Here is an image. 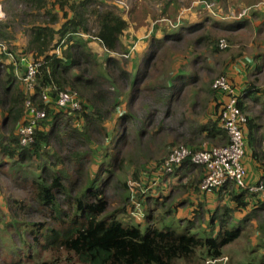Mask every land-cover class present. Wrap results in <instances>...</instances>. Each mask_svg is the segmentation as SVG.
I'll return each instance as SVG.
<instances>
[{
  "label": "trees",
  "instance_id": "16d2710c",
  "mask_svg": "<svg viewBox=\"0 0 264 264\" xmlns=\"http://www.w3.org/2000/svg\"><path fill=\"white\" fill-rule=\"evenodd\" d=\"M1 3L5 6L2 8L6 19L0 22V44L5 48L4 51L0 48V57L6 58L10 63L0 65V156L7 160L0 163V173H8L12 183L20 186L24 195L22 200L8 197L7 205L13 212L12 216L22 220L14 222V225L18 224L23 228L25 238H22L24 235L22 234L20 240L23 250L28 251L36 246L39 248V251L35 250L32 255V258L36 260L34 264H203L208 260H220L226 246L241 238L244 239L242 234L246 218L234 223V215L249 209L252 199L258 203V195L264 194V162L262 160L259 162L260 176L255 184H248L245 176L244 186L236 187L235 191L231 190V183H227L212 192H201V194L227 192L228 201L234 208L226 207L228 218L217 224L206 222L205 227L194 231L195 233H193L194 222L191 219L184 220L187 225L181 230L164 224L163 216H161L162 220H158L159 226L156 227L151 224L132 225L113 217L108 219L105 184L84 178L82 164H79L78 168H67L62 164L63 158L60 156V151L63 146L59 136V123L66 118L65 115L68 121L72 118L78 119L81 127V121L87 124L102 121L100 111L102 108L105 109L108 103V97L104 91L106 81L114 83L115 79L124 82L128 81L130 76L121 69V62L116 58L117 55L109 56V54L127 53V49L122 44V36L128 28V22L115 6H109L106 0H1ZM171 3L172 0L166 2L165 9ZM250 4L253 5L251 0ZM257 4L260 5V3ZM252 5L248 4V15L259 21L263 20L261 25L264 27V16ZM198 8L201 9V5H198ZM205 18L195 24H183L180 29L183 32L181 36L167 34L160 40L152 35L142 50L141 68L132 81L133 86L146 76L147 67L154 57L166 52L167 43H179L186 37H192L190 44L218 52L221 38L215 39L210 32L211 28L234 33L250 26L249 19L226 24L212 18L208 25V17ZM17 34L28 37L24 48L20 51H15L10 45L13 40H16ZM92 42L98 43L108 54L103 62H100L89 47ZM27 56L32 63L39 64L32 89L19 80L16 74V70L26 72L27 66L23 67L21 60H25ZM260 59H264V54H260ZM116 70L119 71L117 74ZM183 80L184 78L179 80L180 88L177 83L172 87L173 92L170 98L177 99L183 88L189 85L187 82L182 84ZM254 87L253 84H249L248 88ZM60 92H66L76 98L79 110L57 108L55 101ZM259 93L260 97L264 96V91L253 90L252 98H257ZM43 96H46L48 101L44 100ZM27 101L31 102L36 110L43 111L45 116L38 121L34 129L33 142L23 146L20 144L22 137L16 130L18 126L21 128L27 125V120L24 119L27 113L25 107ZM239 108L245 114L242 105L239 104ZM260 111L262 112L261 123L264 102L260 103ZM130 121V116L121 115L115 126L117 133L111 136L114 141L111 142V139H108L110 136H107L109 147L112 149L111 153L108 151L107 141L105 146L100 148L102 152L99 174L103 171L109 173L108 182L111 180L112 172L106 167L116 171L122 169L121 147L129 139L127 136L129 133L125 134L123 129ZM255 126H257V120H248L245 129L248 142H245L244 153L245 156L246 149H250L254 160L257 159L258 154L255 149L259 145L252 141V131ZM261 127L262 124H260ZM198 129L197 135L203 136L204 140H210L221 146L228 144L226 131L217 126L215 119L204 122ZM83 130V127L79 130L74 129L73 138L83 135L84 133L81 132ZM197 137L188 141L183 139L182 143L186 146L190 144L189 149L195 152L202 143L196 140ZM89 138L81 141L82 145H85ZM263 140L264 138L259 140L260 150ZM52 145L58 146L59 150L53 151ZM218 145H212V147H218ZM100 150L97 148L92 158L96 157ZM43 159L40 174L31 180L18 176V170H12L11 167L3 171V167L8 166V161L17 169L18 165L33 160L41 162ZM184 164L192 165L190 160H186L179 167L174 168L179 169ZM200 169L202 177L196 179L193 184L196 187L192 188L195 193L201 191L200 182L205 173L204 167ZM74 173H77L79 177L73 179ZM156 173L160 176L162 174L160 171ZM131 180L134 188L142 195L145 191H150L149 186L154 183L151 175L148 178L149 184L144 185L141 170L135 171ZM78 183L83 186V189L71 202L72 192L76 191L75 186ZM258 186L261 187L260 192L251 190ZM174 187H177L176 183ZM180 188L185 189L186 185ZM123 189L130 193L131 189H127L125 181ZM150 197L155 200L160 196H154V194L147 196V198ZM129 198L130 195L123 196L124 200ZM135 198L141 206L144 205V201L138 194ZM162 199L165 203V200L170 197L165 195ZM25 202H35L38 207L48 210L51 213L49 217L53 214L56 225L50 223V226L42 230L44 227L42 224L30 223L25 221L24 217L20 218L18 210L25 208ZM200 208L201 205L198 206L196 214L199 213ZM175 211L174 204L168 206L164 210V217L172 214L174 218ZM0 212H2L1 208ZM214 226L217 227V232ZM258 228L260 229V226ZM13 230L17 231V228ZM17 238H20L19 233ZM11 247L15 249L14 254L17 255L12 240L7 243V248ZM43 251L50 255L48 260L41 259ZM16 263L17 261L11 257L9 264Z\"/></svg>",
  "mask_w": 264,
  "mask_h": 264
},
{
  "label": "rangeland",
  "instance_id": "374dc122",
  "mask_svg": "<svg viewBox=\"0 0 264 264\" xmlns=\"http://www.w3.org/2000/svg\"><path fill=\"white\" fill-rule=\"evenodd\" d=\"M106 1L109 6H115L128 22V28L122 36V44L129 51L127 50L125 54L113 55H117L116 58L121 62V69L130 76L128 81L124 82L115 79L114 83L106 81L104 91L107 94L108 103L107 107L102 108L100 111L102 121H94L93 124L81 121L84 128L81 131L84 133L83 135L73 138L74 129L79 130L82 127L78 119L72 118L68 121L66 119L68 117L65 115L66 118L59 123V136L63 146L62 151H60V156L63 158L62 164L67 168H78L79 164H82L84 178L97 180L99 183L105 184L106 216L108 219L113 217L132 225L142 224V226H147V224H151L156 227L159 226L158 220H162L161 216H163L164 224L171 225L178 230L187 225L184 220L191 219L194 222L193 233H195L194 231L203 229L206 222L210 220L209 203L212 202V198L210 195H201L200 193V198L206 203L203 207L205 211L202 210L198 216L190 217L189 214L195 212V206L187 204L179 206L180 208L175 211L174 218L172 214L164 217V210L172 204L175 205L176 201L185 198V196H180L178 185L173 187L169 184V180L174 183V177L160 176L156 173L159 170L156 165L164 160L174 148L185 145L182 140L186 138L198 136L197 140H200L206 147L218 145V143L204 140L203 136L197 135L196 129L204 122L218 117L222 109L219 110L218 104L214 106L217 103L216 96L223 97L224 102L228 100L226 95L223 96L221 93L218 95V90L212 87L217 78L221 76L227 78L222 74L224 64L231 59V62H233L235 54L242 55L244 53L243 55L250 57L256 54H264V27L261 25L263 20L259 21L257 18H251L248 15L249 8L247 9V15L239 18V15L246 10L248 4L252 5L250 0H172L167 9H165L166 2L171 0ZM251 1L253 3L252 7L264 16V0ZM200 3L203 4L201 9L198 8ZM257 3H260V5ZM2 6L5 8L3 4ZM207 17L208 25L211 23L212 18H216L226 24L249 19L250 26L235 33L211 28L212 36L215 39L221 38L222 47L219 46L218 52L210 48L190 44L192 37H186L185 40L179 43H167L166 52L154 57L147 67L146 76L133 86L132 81L141 68L142 50L148 44L152 35L160 40L167 34L181 36L183 32L180 29L183 24H195L201 22L203 18L207 19ZM21 36L18 41L13 40L10 43L15 51L24 48L25 43L21 41L22 38L24 42L28 39L26 35ZM145 43L146 45H144ZM224 44H226V47ZM91 46L94 52L98 51L95 54L100 62H103L108 54L103 52L98 43L94 42ZM135 46L137 52H132V48ZM128 53L129 57H127ZM262 73H264V66L262 67ZM182 78H184L182 84L187 82L189 85L183 88L177 99L170 98L173 92L172 87L177 83L180 88L179 80ZM260 82L264 83V74L260 76ZM121 115L131 117V121L128 124L126 123L127 125L123 129L125 134L129 133L127 135L129 139L121 147L122 169L116 171V169L112 170L111 167H106L107 170L112 172L111 180L108 182L107 175L109 173L103 171L99 174L102 152L100 148L105 146L107 136H110L108 138L110 140L111 136L117 133L115 126ZM87 137L90 138L85 142V145H82L81 141H84ZM110 141L113 142L114 139ZM108 142L107 146L109 147ZM51 148L53 151L59 150L58 146L55 145H52ZM97 148L100 152L96 157L93 156V159L92 155L96 153ZM108 151L111 153L112 149L109 147ZM2 161L6 162L7 160L0 158V163ZM42 162H44V159L41 162L33 160L18 165L16 169V166L8 161V166H4L3 171L11 167L12 170H18V176L31 180L40 174ZM140 170L144 185L149 184L148 178L151 175L152 182H154L149 186L150 191H145L144 195L137 192L131 180L133 173ZM72 176L73 179L79 177L77 173L72 174ZM164 178H167L168 182ZM10 179L8 173H0V198H2L0 201V204H2L0 206L2 208V212H0V264H9L11 257L17 261L16 264H34L36 260L32 258V255L35 250L39 251V248L36 246V248L28 251L23 250L20 241L21 235L24 234L23 228L18 224L14 225V222H21L22 220L12 216L13 212L7 205V198L10 196L15 200L24 198L20 186L14 185ZM124 181L127 189H131L130 193L124 191ZM75 187L76 191L72 192L71 202L83 189L80 183ZM137 194L144 201L143 206L136 202L135 196ZM150 194L160 197L155 198V200L151 197L147 198ZM129 195V200L123 199V196L127 197ZM165 195H169L170 199H166L163 203L162 198ZM192 201L197 202L194 198H192ZM213 202L216 203L215 199H213ZM24 204L25 208L18 210L20 218L24 217L25 221L30 223L42 224L44 226L42 230L50 226V223L56 225L53 214L52 217H49L51 213L48 210L38 207L35 202H25ZM190 208H192L191 212H189ZM186 211H188V215ZM255 220L256 223L253 226L244 230L242 234L244 239L241 238L224 248L223 257L220 260H208L203 264H259L260 253H255L257 238L254 236V227L256 225L257 227L260 226V212L256 214ZM14 228H17V231H14ZM18 233L20 238H17ZM23 237L25 238V234L22 235ZM7 238H9L8 241ZM10 240L13 241L17 255L14 254L15 249L13 247L7 248V243H10ZM49 258L50 255L43 251L41 259L48 260Z\"/></svg>",
  "mask_w": 264,
  "mask_h": 264
},
{
  "label": "crops",
  "instance_id": "0c3cea01",
  "mask_svg": "<svg viewBox=\"0 0 264 264\" xmlns=\"http://www.w3.org/2000/svg\"><path fill=\"white\" fill-rule=\"evenodd\" d=\"M2 7L3 6H2L1 0H0V22H2L6 16ZM241 29H243V28H241ZM20 37H22V36L20 34H17L15 39L18 41ZM21 41H23V43H25V44L27 42V41L24 42L23 38ZM92 43H94V42H92ZM92 43L89 44V47L93 51L92 46H91ZM144 45H146V43ZM127 50L129 51V49H127ZM97 52L98 51H95V52L93 51L94 54ZM103 52H105L104 49H103ZM133 52H137L136 46H135ZM243 54L244 53H242V55L235 54V56H234L235 58H234L233 62H231L232 59L230 61H227L224 64V69H223L222 74L227 76V78L232 82V84L234 86V93L239 98L238 99L239 103L243 107V111L245 112V115L247 116V120H250V119L257 120V126H255V128L252 131V141H254L256 144H259L258 147L255 149L256 153L258 154L257 159L256 160L253 159V157L251 156L250 149L247 148L246 154H245L244 160H243V164H244V166L246 168V172H247L246 182L248 184H255L256 181H258L259 176H260L259 162H260V160H262V162H264V140H263V144L261 145V150H260V141H259L260 139L264 138V113L262 114L263 120L260 123V114L262 113L260 111V103L264 102V96L260 97V93H259L257 98H252L253 97L252 91L253 90H258L259 92L264 91V83L260 82V76L264 74V73H262V67H263L264 59H260V55H257V54L253 55L251 57L245 56ZM109 56H113V54H109ZM23 61H24V63H22V65H24L23 67H26L27 65L32 63L31 59L28 56ZM9 63H10L9 60H7L6 58L0 57V65L1 64H9ZM249 84H253L255 86L254 87L255 89L254 88H248ZM218 95H220V94H218ZM216 97H217V103L214 104V106H216L218 104L219 109H220L221 102H223V100H225V99H223V97L220 98V96H216ZM212 109H215V108H212ZM0 116H1V114H0ZM211 118H213V117H211ZM24 119L26 120L27 117L25 116ZM247 123H248V121H247ZM260 124H262L261 128H260ZM19 129H20V127L18 126L16 132H18ZM198 130L199 129L197 128L196 129L197 134H198ZM186 139L188 141V139H192V138H186ZM198 141H200V140H198ZM246 142H248L247 141V131H246ZM188 145H189V147H191L190 144H188ZM218 146H221V145H218ZM199 147L200 148L198 150H201V149L207 150V149L213 148L212 145H211V147L210 146L206 147V146H204L203 143H200ZM260 154L262 156H260ZM0 158H1V156H0ZM201 173H202V171H201L200 167H196V166L189 165V164H184L181 168L176 170L175 174H173L172 176H169L171 178L174 177L173 178L174 183H172L169 180V184H171L173 187H174L175 183H176V185L180 184L178 186L179 187V194H180V196L181 195L185 196V198L176 201V203L174 205L176 208V211L178 208H180L179 206H185L187 204H192L195 206V212H196V210L198 209V206L201 205V208L199 209L198 214H196L195 212L193 214H189L190 217L191 216L194 217V216H198L200 214V212L202 210H204L203 207H205L206 201H204L200 198L201 191H199L198 193H195L192 189L193 187H196L193 185L196 182V179L197 180L201 179V177H202ZM164 179L166 180V182H168L167 178H164ZM183 185H186L185 189L180 188ZM230 186H231V190H234V191L236 190V187L233 184H230ZM203 194H205L207 196L210 195V197L212 198V202L209 203V205H210V220H209V222L217 224V223L221 222L222 220L228 218V214H227L225 209H226V207L229 209H233L234 206H233V204L229 203L227 192H222L220 194H215V192L203 193ZM192 198H194V200H197V202L196 203L193 202ZM213 199H215L216 203L213 202ZM1 200H2V198H0V201ZM253 200H255V199H252V202H250L251 207L249 209L242 211V213H240V214L234 215V223L238 222L239 220H241L243 218H246V222L244 225V230H246L256 223L255 216L257 213L260 212V229L257 227V225L254 227V236L257 238V240L255 241V247H256L255 253H258V254L260 253V257H259L260 264H264V198L261 196V194H259L258 198H257L258 203L253 201ZM1 205L2 204H0V206ZM191 211H192V208L189 209V212H191ZM186 214L188 215V211H186ZM177 218L179 219V217H177ZM228 223H229V219H228ZM234 223H232V224H234ZM213 228L216 232L218 231L216 226H214ZM240 255L242 256L243 254H240Z\"/></svg>",
  "mask_w": 264,
  "mask_h": 264
},
{
  "label": "built area",
  "instance_id": "2783aa9c",
  "mask_svg": "<svg viewBox=\"0 0 264 264\" xmlns=\"http://www.w3.org/2000/svg\"><path fill=\"white\" fill-rule=\"evenodd\" d=\"M246 15L247 10H244L239 15V18H243ZM0 48L2 51L5 49L2 44H0ZM21 63H24L23 59ZM38 65V63H30L27 65L26 72H18L16 70L18 79L26 83L29 89L33 87ZM213 88L225 94L228 99L218 114V125L226 131L228 144L207 150H196L195 152H191V149L187 147H180L173 151L164 164V168L170 170L173 167H179L183 161L190 160L192 164L204 167L205 173L201 180L200 188L205 192H212L226 183H232L236 187H243L246 176V169L242 162L245 153L246 117L237 107L234 90L226 78L216 79ZM43 99L48 101L46 96H43ZM55 105L61 110H79L76 98L66 92H60L56 96ZM25 107L27 110V125L18 130L22 137L20 144L23 146L33 142L34 129L38 121L45 116L43 111L36 110L29 101L26 102ZM251 190L260 192L261 187L251 188Z\"/></svg>",
  "mask_w": 264,
  "mask_h": 264
},
{
  "label": "clouds",
  "instance_id": "9594fccd",
  "mask_svg": "<svg viewBox=\"0 0 264 264\" xmlns=\"http://www.w3.org/2000/svg\"><path fill=\"white\" fill-rule=\"evenodd\" d=\"M200 5H203L202 3H200ZM248 8H246V10H247ZM239 23V22H238ZM225 45V47H226V44H224ZM219 46L220 47H222L221 46V43L219 44ZM133 50H134V47L132 48V52H133ZM127 57H129V53H128V56ZM219 78H226V77H223V76H221V77H219ZM218 79V78H217ZM227 79V81H229V83L231 84V88L234 90V86H233V84H232V82L228 79V78H226ZM215 82V81H214ZM214 82H213V84H214ZM212 87H213V85H212ZM218 93L217 94H223L222 92H220V91H217ZM225 94H223V96H224ZM235 96H236V104H237V107L239 108V98H238V96L235 94ZM227 97V96H226ZM225 104V102L223 101V102H221V106H220V109L219 110H221V109H223V105ZM240 109V108H239ZM242 114H244V113H242ZM245 115V114H244ZM245 117L247 118V116L245 115ZM217 119V120H216ZM247 119H246V126H247ZM215 122H217V126H219L218 125V117L217 118H215ZM245 142H246V132H245ZM180 147H187V148H190L189 146H186V145H182V146H178V147H176V148H174L170 153H169V155L164 159V160H162L159 164H157V166L158 167H156V168H158L159 170L158 171H160V172H162V174H161V176L162 175H165V176H172L173 175V170H175V172H176V170L177 169H175L174 167L172 168V169H170V170H167V169H165L164 168V164L166 163V161L168 160V158H169V156L173 153V151L174 150H176V149H178V148H180ZM186 161V160H185ZM184 162V161H183ZM182 162V163H183ZM181 163V164H182ZM193 166H196V167H202V166H197V165H194V164H192ZM201 183V182H200ZM227 184V183H226ZM232 184V183H231ZM234 185V184H233ZM235 186V185H234ZM236 187V186H235ZM200 190H201V188H200ZM203 190H201V192H202ZM261 196L264 198V194H261Z\"/></svg>",
  "mask_w": 264,
  "mask_h": 264
},
{
  "label": "water",
  "instance_id": "95a60500",
  "mask_svg": "<svg viewBox=\"0 0 264 264\" xmlns=\"http://www.w3.org/2000/svg\"><path fill=\"white\" fill-rule=\"evenodd\" d=\"M201 7H203V5H201Z\"/></svg>",
  "mask_w": 264,
  "mask_h": 264
}]
</instances>
